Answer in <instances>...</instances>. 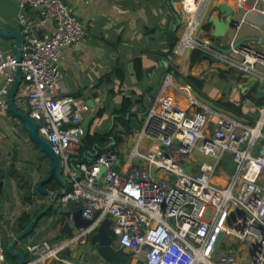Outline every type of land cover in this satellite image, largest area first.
Segmentation results:
<instances>
[{
	"label": "built area",
	"instance_id": "obj_1",
	"mask_svg": "<svg viewBox=\"0 0 264 264\" xmlns=\"http://www.w3.org/2000/svg\"><path fill=\"white\" fill-rule=\"evenodd\" d=\"M16 2L25 40L20 61L13 52L0 50V76H4L0 107L20 68L18 95L26 98L28 116L60 158L61 173L70 181L59 202H77L82 216L91 221L72 236L30 243L31 258L24 264L46 259L80 264L67 261L63 253L87 243L107 217L120 251L145 264H264V103L251 122L241 121L221 107L216 110L201 103L186 86L192 112L154 104L139 128H131L128 135L133 145L127 152L126 173L115 171L119 156L112 148L91 164L73 162L85 135L84 104L61 95L60 63L64 50L72 51L84 38V25L65 0ZM180 3L185 30L174 46L176 54L196 51L264 83V51L245 44L234 46L247 15L262 16L264 27V0H233L234 10L242 15L229 39V53L198 36L211 0ZM29 10L35 12L36 20L26 15ZM48 21L54 23V32L39 36L35 23ZM248 23L258 27L256 21ZM171 84V74L165 73L159 95ZM195 153L208 160L196 161ZM225 160L232 162V172L220 185L215 182L216 173L222 171ZM101 168L105 169L102 175ZM236 209L240 212L230 217ZM223 240L227 252L221 247ZM0 264H11L5 258L1 233Z\"/></svg>",
	"mask_w": 264,
	"mask_h": 264
},
{
	"label": "crops",
	"instance_id": "obj_2",
	"mask_svg": "<svg viewBox=\"0 0 264 264\" xmlns=\"http://www.w3.org/2000/svg\"><path fill=\"white\" fill-rule=\"evenodd\" d=\"M65 1L72 8L73 14L83 23L85 35L72 51L64 50L59 77L62 86L61 95L82 101L83 119L96 113L105 104L109 105L110 111L121 109L123 97H131L129 121L133 118L139 125L144 121L148 109L154 104L158 106L169 104L192 112L193 108H190L189 99L184 91L185 88L187 89L186 86H190L184 81L185 76L197 77L203 84L202 92L207 93L210 101L216 103L220 99H225L233 103L244 114V116H238L247 121L254 118L258 107L264 103L263 82L247 78L245 74L229 70L202 55L191 64V53L178 55L173 51L175 45L170 46L163 33L174 30L175 44L182 37L185 30V16L180 0ZM228 1L234 8L233 0H211L204 15L203 24L198 31L201 39L211 42L209 33L214 29L212 24L208 23V19L209 17L218 18L220 16L218 2ZM19 13L16 0H0V25L24 32V28L18 22ZM26 15L36 20L33 10L26 12ZM241 15L242 13L236 12L235 21H238ZM247 21H256L258 27L254 28L250 23L245 22L240 27L238 39L256 37L260 43L246 42L245 45L264 51V43H261L264 42L262 16L251 13L247 15ZM35 26L39 36L51 35L54 32L52 21L43 25H38L36 22ZM227 35L226 40L233 35V30L228 31ZM13 46L14 40L0 37V50L13 52ZM169 56L172 58L167 60ZM163 60L168 61L166 73L171 74L172 84L165 88L162 95H159L163 76L158 90L151 96L148 76ZM130 66L132 74L129 73ZM118 67L125 71L123 81H119L112 75ZM107 77H111L112 80L102 82ZM252 82H254L253 85H251ZM3 83L4 76H0V90ZM12 87L13 84L7 91L4 107H0V171L10 176L14 169L24 181L28 182L29 186L34 187L47 175L51 162L23 129L22 121L11 113L9 97ZM190 89L192 92L191 86ZM246 102L250 103L249 107L245 105ZM14 103L18 111L28 113L26 98L18 95V92ZM90 103H93L94 108ZM107 122L108 115H105L96 125L104 126ZM113 123L116 122L113 121ZM131 144L132 139L130 135H127L117 148L119 165L124 173L127 170L125 166L127 152ZM196 155V161H200L198 157L202 155L199 153ZM218 172L215 182L224 185L232 172V162L225 160L222 163V171ZM226 174L229 175L226 176ZM17 179L11 178L9 185L4 187L0 199V233L5 247L18 232L25 229L46 208L49 201L48 196L27 192L26 186L18 187ZM44 186L47 190H58L59 193L62 191V187L55 178ZM60 206L62 205L59 200L56 201L52 209L47 210L39 218L31 233L15 245V249L26 259L31 258L27 250L30 243L41 240L52 241L59 237L72 236L76 232L74 224L69 222L71 215L57 212ZM24 225L25 227L21 228ZM78 247L64 252L63 257L67 261L80 264H108L93 252L85 253L81 261H75ZM113 247L116 251H120L115 242ZM124 253L131 258L129 264H145L133 259L130 253ZM5 258L11 264H18L16 258L6 253ZM37 264L63 263L46 259Z\"/></svg>",
	"mask_w": 264,
	"mask_h": 264
},
{
	"label": "water",
	"instance_id": "obj_3",
	"mask_svg": "<svg viewBox=\"0 0 264 264\" xmlns=\"http://www.w3.org/2000/svg\"><path fill=\"white\" fill-rule=\"evenodd\" d=\"M218 9L220 16L218 18L209 17L208 23H211L213 26L214 31L209 33V37L211 38V45L221 51H224L226 53L230 52L229 48V39H227V33L228 31H232L235 28V25L238 24V21H235V13L236 11L231 6V2H218ZM174 30L172 32L168 31L163 34H165L166 41L170 46L175 45L176 38L174 36ZM0 37L3 39H9L14 40V46H13V53L17 59V61H20L21 58V49L25 40L24 33L17 31V30H11L5 26L0 25ZM259 39L256 37H247V38H241L238 39L234 46H241L244 45L246 42H258ZM264 43V42H261ZM190 55V52H189ZM204 57V56H203ZM172 57L169 56L167 60H170ZM168 67V61L163 60L161 61L158 66L154 69V71L148 76L150 79L149 82V88L151 90L150 95L153 96L156 91L158 90V87L160 85L161 78L165 75ZM129 73L132 74L133 71L131 69V66L129 67ZM247 78H249L248 75H246ZM22 78V72L20 68H17V72L13 81V87L10 93L9 97V109L11 113L19 118L24 127L26 132L29 134L31 140L39 147V149L47 155L49 158L51 164L48 168L47 175L44 176L42 179H40L34 187L29 186L27 181H24L23 177L19 176L16 171L13 169L10 173V176H6L4 172L0 171V199L3 195V189L5 186L9 185L11 178H18L16 181V184L18 187L23 188L26 186L27 192L32 193H39L40 195H45L49 197V201L46 205V208L33 219V221L25 227L22 231L18 232L10 244L6 247V252L17 259L18 264H24L28 259L18 252L15 249V245L17 242L21 241L24 236L31 233L32 229L35 227V225L38 223V220L43 214L49 210L52 209L54 203L60 199V196L62 193H65L68 191L69 183L70 181L63 176L60 170V158L54 153L51 145L38 133L37 126L35 122L28 116V114L23 113L21 111H18L15 107V97L19 90V81ZM254 82H252L251 85H253ZM264 85V83H262ZM193 95L203 104L214 108L216 110H221L220 106H218L216 103L210 101L209 99L203 97L201 94H199L196 90H192ZM92 108H94L93 103H90ZM245 105L247 107L250 106V103L246 102ZM94 111V110H93ZM96 113L90 114L87 118L84 119L83 126L85 128V135L82 137V139L85 138L87 133L89 132V127L92 121L95 118ZM233 117L236 119H239L243 121L241 117L238 115H233L230 113ZM129 114L126 116V120L129 119ZM114 119V117H113ZM112 119V122H113ZM130 126L133 129H138L139 124L137 121L133 118L130 119ZM63 128H66V126H63ZM115 171H117L120 174H123L120 165L119 160H117L116 165L114 167ZM190 168H187L189 170ZM105 169L101 168L100 175L104 173ZM56 179L60 186L62 187V191L59 193L58 190H47L45 188V184L51 183L53 179ZM62 205V204H61ZM58 213H64L66 215H71V218L73 220L74 228H85L91 224V221L89 219H86L82 216V210L81 206L77 202H70L68 205H62L57 209ZM239 210H234L230 217L239 213ZM109 223L110 219L107 217L105 218L102 223L99 225V227L96 229L94 233L91 234L89 237V240L87 243L82 244L78 247L77 253L75 256V261H81L84 257L83 255L85 253L93 252L97 253L99 257H101L106 263L108 264H129L130 263V256L126 255L123 251H116L113 247V238L109 231ZM221 240V235L219 236L215 248H217V245L219 244ZM63 264H69V263H63Z\"/></svg>",
	"mask_w": 264,
	"mask_h": 264
},
{
	"label": "trees",
	"instance_id": "obj_4",
	"mask_svg": "<svg viewBox=\"0 0 264 264\" xmlns=\"http://www.w3.org/2000/svg\"><path fill=\"white\" fill-rule=\"evenodd\" d=\"M190 57V63H194L201 54L199 52H192ZM115 78L119 79V81H123L125 77V71L118 67L114 73L112 74ZM184 81L190 85L193 90L199 92L203 87L202 82L193 76H185L183 78ZM111 77L105 78L102 82H110ZM215 103V102H214ZM218 106L224 107L225 110L232 112L237 115L244 116L233 103L225 101V99H220L216 102ZM121 109L119 110H109V105L105 104L102 106L95 115L94 120L90 124L89 132L85 136V138L81 142V147L79 148V155L77 158L73 159V162L78 161L83 164H91L96 160V158L103 153L108 148H112L113 150H117L118 146H120L124 137L127 136L131 130L129 119L126 120V116L129 112H131L132 107V99L131 97H123L122 102L120 104ZM223 108V109H224ZM108 115V122L104 126L96 125L103 116ZM112 117H114V122L112 124ZM251 122V121H249ZM22 226L21 228H24ZM6 255H9L6 252Z\"/></svg>",
	"mask_w": 264,
	"mask_h": 264
},
{
	"label": "rangeland",
	"instance_id": "obj_5",
	"mask_svg": "<svg viewBox=\"0 0 264 264\" xmlns=\"http://www.w3.org/2000/svg\"><path fill=\"white\" fill-rule=\"evenodd\" d=\"M245 26V25H244ZM244 26H243V28H244ZM199 94H201L203 97H205V98H207V99H209L208 97H207V93L206 92H202V88H201V90L198 92ZM217 104V103H216ZM218 105V104H217ZM23 125V124H22ZM23 127V129H25L24 128V126H22ZM26 131V130H25ZM24 131V132H25ZM26 133V132H25ZM133 145V144H132ZM132 147V146H131ZM194 156L196 157L197 155H196V153L194 154ZM199 159H200V161H205V160H208L206 157H202V156H200V157H198ZM216 175H219V172L217 171V173H216ZM229 174H226V176H228ZM226 241L225 240H223V243H222V245H221V247H222V249H223V251L224 252H227V251H229V249H228V247H227V245H226ZM235 247V246H234ZM236 248V247H235ZM242 248V247H241ZM246 253H248V250L246 251Z\"/></svg>",
	"mask_w": 264,
	"mask_h": 264
},
{
	"label": "clouds",
	"instance_id": "obj_6",
	"mask_svg": "<svg viewBox=\"0 0 264 264\" xmlns=\"http://www.w3.org/2000/svg\"><path fill=\"white\" fill-rule=\"evenodd\" d=\"M213 102V101H212ZM229 112V111H228ZM117 151V150H116ZM119 160V159H118ZM4 246H5V244H4ZM5 253H6V247H5Z\"/></svg>",
	"mask_w": 264,
	"mask_h": 264
},
{
	"label": "flooded vegetation",
	"instance_id": "obj_7",
	"mask_svg": "<svg viewBox=\"0 0 264 264\" xmlns=\"http://www.w3.org/2000/svg\"><path fill=\"white\" fill-rule=\"evenodd\" d=\"M7 174H9V173H7Z\"/></svg>",
	"mask_w": 264,
	"mask_h": 264
}]
</instances>
